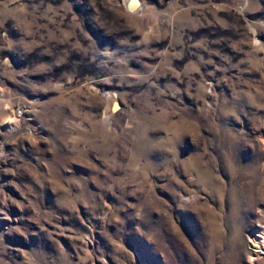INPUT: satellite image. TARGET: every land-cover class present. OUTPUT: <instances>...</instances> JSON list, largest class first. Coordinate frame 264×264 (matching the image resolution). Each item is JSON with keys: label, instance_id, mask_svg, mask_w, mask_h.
Returning <instances> with one entry per match:
<instances>
[{"label": "rangeland", "instance_id": "obj_1", "mask_svg": "<svg viewBox=\"0 0 264 264\" xmlns=\"http://www.w3.org/2000/svg\"><path fill=\"white\" fill-rule=\"evenodd\" d=\"M0 264H264V0H0Z\"/></svg>", "mask_w": 264, "mask_h": 264}]
</instances>
